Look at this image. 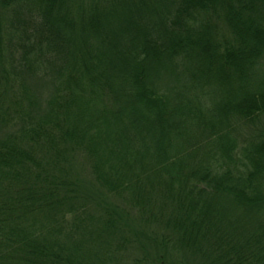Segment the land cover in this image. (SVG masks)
<instances>
[{
	"label": "trees",
	"instance_id": "obj_1",
	"mask_svg": "<svg viewBox=\"0 0 264 264\" xmlns=\"http://www.w3.org/2000/svg\"><path fill=\"white\" fill-rule=\"evenodd\" d=\"M263 125L264 0H0V264H264Z\"/></svg>",
	"mask_w": 264,
	"mask_h": 264
},
{
	"label": "rangeland",
	"instance_id": "obj_2",
	"mask_svg": "<svg viewBox=\"0 0 264 264\" xmlns=\"http://www.w3.org/2000/svg\"><path fill=\"white\" fill-rule=\"evenodd\" d=\"M264 126V125H263ZM246 132V131H245ZM129 262H130V259L128 258Z\"/></svg>",
	"mask_w": 264,
	"mask_h": 264
}]
</instances>
